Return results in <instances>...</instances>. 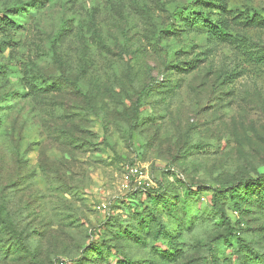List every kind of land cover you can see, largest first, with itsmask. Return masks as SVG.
<instances>
[{"label":"rangeland","instance_id":"1","mask_svg":"<svg viewBox=\"0 0 264 264\" xmlns=\"http://www.w3.org/2000/svg\"><path fill=\"white\" fill-rule=\"evenodd\" d=\"M262 174L264 0H0V264H264Z\"/></svg>","mask_w":264,"mask_h":264},{"label":"trees","instance_id":"2","mask_svg":"<svg viewBox=\"0 0 264 264\" xmlns=\"http://www.w3.org/2000/svg\"><path fill=\"white\" fill-rule=\"evenodd\" d=\"M192 10H193V6H183V7L175 9L174 14L177 15L178 20H180L182 24L185 23L191 26L204 27L207 31L211 32L214 35H218V36L225 34L226 30H225V24L223 22L213 21L205 13L201 11L199 12V11H192ZM9 23L13 24L14 22L10 19H6L5 24H9ZM151 88H152L151 85L144 86L139 92V98L140 99L144 98L146 94L151 90ZM247 183L248 182H246V180L243 181L242 188L243 187L246 188ZM250 183L253 187L259 188L260 186L264 184V174L259 175L257 178H254L253 180H250ZM239 187L240 185L235 186V187L232 185H228V186H222L220 189H215V192L213 194L214 201L216 197H221V196L229 194L232 197L231 202L233 203L234 210H236V212L237 211L239 212L241 210V204L238 200L233 198L237 195L236 192L238 191ZM190 188L192 191L196 190V188L195 189L193 187H190ZM197 192L198 191H195V193ZM132 195L140 197L141 203L144 205L145 208H147L151 212V215H152L151 219L152 217L154 219L156 218L157 212L155 210H158L159 208L161 210L168 209V206H169L168 194L165 191V188L163 186H160L156 188L155 190L149 189V188H145L142 190L140 189L136 192H133ZM9 222L10 220L7 216L5 209L3 208V206L0 205V223L9 224ZM157 223H158V228L162 230L164 228V224L162 223V221H160L159 219ZM226 224H227V233L222 236H218L217 238L223 237L222 239H224L225 242L228 244L229 240H228V236L226 235L231 234L232 228L230 227V224L227 221V219H226ZM237 239L240 240L239 238ZM169 246H175V243L174 242L169 243ZM169 250L171 251V248H169ZM250 250L256 257H260V255L257 252H255L251 247H250ZM170 258L171 259L169 260H173L175 257H170Z\"/></svg>","mask_w":264,"mask_h":264},{"label":"built area","instance_id":"3","mask_svg":"<svg viewBox=\"0 0 264 264\" xmlns=\"http://www.w3.org/2000/svg\"><path fill=\"white\" fill-rule=\"evenodd\" d=\"M138 172H139V170H138L137 167H131V168L129 169V174H130V175H135V174H137ZM122 187H123V188H126L125 185H122Z\"/></svg>","mask_w":264,"mask_h":264}]
</instances>
